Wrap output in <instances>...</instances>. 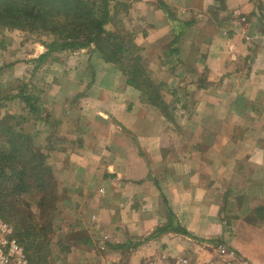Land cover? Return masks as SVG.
<instances>
[{
  "label": "crops",
  "instance_id": "obj_1",
  "mask_svg": "<svg viewBox=\"0 0 264 264\" xmlns=\"http://www.w3.org/2000/svg\"><path fill=\"white\" fill-rule=\"evenodd\" d=\"M118 1L154 87L92 44L36 65L25 116L99 230L88 264H264V0Z\"/></svg>",
  "mask_w": 264,
  "mask_h": 264
},
{
  "label": "rangeland",
  "instance_id": "obj_2",
  "mask_svg": "<svg viewBox=\"0 0 264 264\" xmlns=\"http://www.w3.org/2000/svg\"><path fill=\"white\" fill-rule=\"evenodd\" d=\"M24 1L25 0H19L18 2ZM127 3L118 0H106L109 12V20L105 24L106 30L117 32L122 29L121 27L123 24H126L124 12L127 9ZM101 4L103 5L102 1L99 2V6ZM0 5L2 6V2H0ZM61 7L62 2H59V7H56V22L61 20L60 17H62V13L59 14L58 12ZM6 8L5 3H3V10ZM5 21L6 20L2 17L0 22V122L5 120V124L12 127L9 133H12L13 129H16V131L22 129L30 137L28 145L33 143L35 147H33V152L34 149H38L44 154L42 150L46 147H48L47 149L51 148L50 145L46 144L41 146L37 144L38 142L33 140L34 128L31 127L30 131V126L28 124L31 120H36L42 113L39 110L37 113L30 112L25 102L22 101L18 95L21 92L20 90H25L26 93L28 92L30 95L38 97L37 102L39 105L41 101L39 97L41 95L42 85L45 86L46 81H44L45 74H43L42 77L43 83L38 79L37 72H34L36 65L40 64L41 61V64L45 65V70L42 69L41 71L46 73L51 69L52 63H49V61H51L54 53L75 50L62 48L59 50L60 48L57 47L50 48L49 46H52L51 43L53 39H55V36L51 33L36 29V25L31 22L15 23L11 20H8V22ZM68 21L74 20L70 17ZM86 34L87 30L82 28L81 37ZM75 41L83 40L77 38ZM40 48H43V50H41L42 52H40ZM92 48H95V46L92 45ZM44 53L46 54L43 55ZM53 66L57 67L58 64L55 63ZM59 68L61 69L60 66ZM50 78L51 75L49 76V80ZM210 79L213 84L218 85V87L224 85L226 88L229 86V84H223L225 80L224 77ZM36 83L40 88L37 87ZM205 84H207L206 81ZM210 85H212L211 82ZM234 86L238 87V83H235ZM240 88H242L241 91L244 92L246 86L240 85ZM190 101H192V99ZM239 101L240 104H242L243 100L240 99ZM249 105L250 104H248V106ZM8 115L17 116L18 123L13 119L6 118ZM25 116L28 119L27 123H25ZM15 123L17 125H15ZM7 128V126L4 127V125H0V134ZM188 129L189 127H187L185 131L186 134L189 133ZM6 134L7 132L3 135L6 136ZM193 135L194 134H191V137ZM0 141V146L1 143L4 144L7 149V154H9L10 142H7L5 138L2 140L0 139ZM61 154L60 152V156ZM28 156L29 153L26 154L25 157ZM21 157L22 156H19L17 161H20ZM57 162L56 158L55 160L54 158L52 159L49 153H47L43 160V165L48 166L49 169L42 170L44 172L42 173L43 180L41 181H35L32 174L33 172L30 169H26L27 164H23L22 170L30 173V178L28 180L29 188H27L26 191L22 190L18 193L20 197L17 196L19 198H16V206L15 210L12 212L11 221L7 222L11 224L14 232V226L17 223L25 224L27 227L32 225L35 228L36 242L43 245L40 248L43 264L92 263L94 254L89 250L97 244V237L94 238V236L99 230L98 228H94L96 225L94 226L91 215L88 218L87 212H84L87 207L81 210V207L74 209V206L69 207L61 204L66 194L59 182L61 178L57 173ZM18 167L20 168L19 164ZM39 185L41 187L43 186L41 188L42 190L38 189ZM86 215L87 217L85 219ZM95 221L98 220L95 219ZM223 247L227 249L224 245ZM222 251L225 250L220 249V252Z\"/></svg>",
  "mask_w": 264,
  "mask_h": 264
},
{
  "label": "trees",
  "instance_id": "obj_3",
  "mask_svg": "<svg viewBox=\"0 0 264 264\" xmlns=\"http://www.w3.org/2000/svg\"><path fill=\"white\" fill-rule=\"evenodd\" d=\"M0 0V22L2 17L8 22L11 20L15 23L31 22L36 25V29L51 33L55 36L50 48H60L76 50L81 47H87L93 44L95 50L98 51L101 58L105 61L113 62L121 65V70L127 77L129 84L136 86L152 87V83L148 81V77L144 75V68L140 63L138 55H132V42L128 35L121 34L112 30H106L105 24L109 20L108 5L106 0ZM73 1V2H71ZM102 1L103 5L99 6ZM62 7L59 14L62 13L60 21H55L57 13L56 7ZM76 2V4H75ZM3 3L6 9L3 10ZM72 17L74 21H68ZM5 21V22H6ZM82 28L87 30V34L81 37ZM80 35V36H79ZM83 41H75V39ZM44 53L43 55H45ZM154 87V86H153ZM18 96L25 102L27 108L32 113L38 112V102L35 95H30L25 90H20ZM156 87L154 95L157 96ZM6 118L13 119L18 123L17 116L8 115ZM4 122V123H3ZM0 125L8 128L0 134V139L10 142V150L4 144L0 146V217L5 221H11V215L15 210L16 198H19V192L26 191L29 188L28 180L30 173L23 171V164H27L26 169H30L33 173L35 181H41L44 169H49L43 165L46 157L40 150L34 149L33 143L28 145L29 135L22 129L9 130L11 126L5 124V120ZM15 125H17L15 123ZM21 127V126H20ZM7 132L6 136L3 135ZM2 135V136H1ZM1 142V141H0ZM5 143V142H4ZM35 148V147H34ZM29 153L28 157H25ZM19 156H22L20 161ZM20 165V168L18 167ZM8 169V170H7ZM45 186V185H44ZM47 186V185H46ZM38 187V186H37ZM43 187V186H42ZM40 185L38 189L42 188ZM42 190V189H41ZM19 196V197H17ZM32 224V223H30ZM15 236L23 246L29 264H43L40 248L43 246L36 241V231L31 225L27 227L25 224H16ZM46 245V244H45Z\"/></svg>",
  "mask_w": 264,
  "mask_h": 264
},
{
  "label": "built area",
  "instance_id": "obj_4",
  "mask_svg": "<svg viewBox=\"0 0 264 264\" xmlns=\"http://www.w3.org/2000/svg\"><path fill=\"white\" fill-rule=\"evenodd\" d=\"M0 264H29L11 224L0 217Z\"/></svg>",
  "mask_w": 264,
  "mask_h": 264
}]
</instances>
